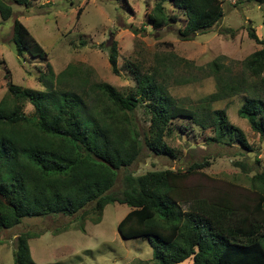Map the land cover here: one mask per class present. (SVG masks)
Returning <instances> with one entry per match:
<instances>
[{"label": "trees", "instance_id": "16d2710c", "mask_svg": "<svg viewBox=\"0 0 264 264\" xmlns=\"http://www.w3.org/2000/svg\"><path fill=\"white\" fill-rule=\"evenodd\" d=\"M164 1L155 3L148 24L154 29L181 24L179 34L185 40L208 32L224 16L222 0H169L172 13ZM177 10L184 14V23ZM13 13L12 5L0 0L3 20ZM249 35L262 48L242 61L241 70L225 63V56L197 66L171 53L158 56L150 71H135V88L121 92L97 79L84 63L55 72L47 51L16 18L17 54L44 62L37 67L44 89L10 80L0 100V230L18 226L24 218L87 214V206L98 223L107 205L120 203L130 210L117 226L119 234L148 239L155 246L154 264L188 259L192 264H264V168L251 176L249 186H242L204 172L211 165L206 159L177 170L127 172L123 187L113 191L119 172L137 162L144 148L175 158L176 149L167 138L190 124L212 130L211 141L238 142L252 151L244 131L230 122L226 109H211L213 102L243 95L239 115L264 138V39L253 28ZM118 58L115 43L109 55L115 74ZM179 66L213 77L216 91L197 103L178 99L170 87ZM27 101L34 107L31 113ZM142 109L147 131L137 118ZM256 163L262 160L256 157ZM238 165L245 169L246 163ZM38 236L31 230L19 235L14 264H37L29 241Z\"/></svg>", "mask_w": 264, "mask_h": 264}, {"label": "rangeland", "instance_id": "374dc122", "mask_svg": "<svg viewBox=\"0 0 264 264\" xmlns=\"http://www.w3.org/2000/svg\"><path fill=\"white\" fill-rule=\"evenodd\" d=\"M6 1L12 5L14 13L7 20L0 14V100L10 80L23 87L44 89L38 80L37 68L44 62L17 54L13 41L16 18L47 51L46 60L55 72L70 63H84L95 70L97 79L121 92L135 88V71H150L149 67L158 56L167 58L171 53L197 66H206L225 56V63L234 70H241L242 61L262 48L250 37L249 30L255 29L258 37L264 39V0H222V20L208 32L190 40L180 36L181 24L162 29L148 24V14L158 0H29L28 5L19 4L17 0ZM164 4L172 13L171 2L165 0ZM176 12L184 23V14ZM115 43L119 54L118 74L113 73L109 62ZM172 78L173 95L186 104L197 103L216 91L213 77L194 67H176ZM243 101V95H237L211 103V109H226L230 122L246 134L252 151H245L238 142L230 145L211 141L212 130L190 124L187 130L167 138L176 149L175 158L144 148L137 162L127 171L119 172L113 191L119 192L123 187V176L127 172L139 175L151 170H177L206 159L211 161L203 170L207 174L249 186L251 176L264 168V138L239 115ZM26 110L29 113L34 110L29 101ZM143 112L140 110L137 118L141 130L147 131L149 124ZM256 157L262 160L261 165L256 163ZM240 162L246 163L245 169L238 165ZM87 209V214L80 211L73 216L55 214L24 218L18 226L0 230V264H14L18 237L29 230L40 234L29 241L37 264H154L155 246L148 239H125L118 232L119 222L130 210L128 205H107L98 223H95L97 215L93 208L87 206ZM182 264H192V260Z\"/></svg>", "mask_w": 264, "mask_h": 264}]
</instances>
